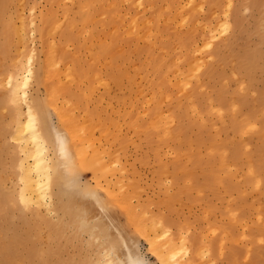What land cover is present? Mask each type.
Returning <instances> with one entry per match:
<instances>
[{"label": "bare ground", "instance_id": "bare-ground-1", "mask_svg": "<svg viewBox=\"0 0 264 264\" xmlns=\"http://www.w3.org/2000/svg\"><path fill=\"white\" fill-rule=\"evenodd\" d=\"M21 1L0 0V86L5 88L0 113L8 108L13 121L0 118V126L10 129L14 142L8 166L13 184L0 175L3 263L9 261L5 238L21 242L19 223L30 229L31 215L38 216L45 204L50 212L61 211L75 231L89 232L104 253L103 264H148L136 250L138 235L148 240L159 264H252L251 257L254 264H264V87H254L256 72L264 71V0L236 3L255 13L259 36L257 45L241 50L233 47L232 35H222L237 10L235 0H45L48 6L35 26L43 58L34 70L35 52L26 63L22 55L27 25ZM31 79L47 92L44 99L30 101ZM113 86L135 93L146 105L142 116L137 107L130 110L127 121L153 144L155 155L168 150L171 155L157 168L165 191L158 214L131 204L123 177L116 181V193L100 191L108 171L120 172L114 165L126 153L128 139L119 134L117 113L115 120L90 111L82 122L72 115L70 133L51 125L46 102L87 98L96 88L110 92ZM94 127L112 131L117 147L107 153L111 162L103 161L89 141ZM76 166L93 170L94 188H79ZM54 186L57 202L47 196ZM251 190L259 191L254 199L248 198ZM184 197L204 202L202 216L212 218L207 239L192 233L194 221L182 217ZM49 224L51 235H62L63 220ZM29 253L36 264H44L45 253L35 244Z\"/></svg>", "mask_w": 264, "mask_h": 264}, {"label": "rangeland", "instance_id": "rangeland-1", "mask_svg": "<svg viewBox=\"0 0 264 264\" xmlns=\"http://www.w3.org/2000/svg\"><path fill=\"white\" fill-rule=\"evenodd\" d=\"M238 1L239 0H235V2H234L235 6L237 7V10H235L233 12V16H231V17L228 16V18H230L229 19L230 25H227V29L222 32V35H223V37H228V36L232 35L234 42H235V45H233V47L235 49L241 50L244 48H251V47H254L255 45H257L259 43V36L256 34V31L254 30V21H255V17H256L255 13L251 12L249 9L248 10L245 9L243 6L237 5L236 3ZM25 2H27V0L21 1V4H22L21 12H22V15L26 21V25H27L26 30H25V32H27L26 33V41H29V42L26 43V41H25V45L22 48V50H23L22 55H23V60L26 63L27 57L29 56L30 52H35L36 57L34 56L33 60L31 61V64H30V66H32V69L34 70V66L36 65V67H35V69H36L38 64L41 62V60L43 58V53L41 50L42 46H41V42H40V38L38 36V33L35 32V26L39 22V19H40L41 15L44 13V11L46 10L48 4L46 3L45 0H28V2H27L28 4ZM239 7H240V9H239ZM22 8H23V10H22ZM25 13H26V15H25ZM263 13H264V10H263ZM31 14H33V15H31ZM34 14H35V17H34ZM253 14L255 15V17H253L254 16ZM31 16H33V17H31ZM30 20H32V22H29ZM30 24L32 25L33 28L30 26ZM237 25H239V26H237ZM33 30H34V32H33ZM31 34L33 36H31ZM29 37H30V39H28ZM31 41H33V44H31L32 43ZM39 52H41V53L39 54ZM3 74H5V72ZM256 75L258 77L256 79L257 81H255L254 87H255V89H259V88L261 89L264 87V77H263L264 71H257ZM33 79H31V81H30L31 84L29 82V85H28L29 89L27 88L28 92H29L28 95L30 97V101L37 100L40 97H42L41 99H44L47 96V92L43 89V87L41 85H39ZM33 82H34V84H33ZM39 86H41V87H39ZM114 88H115L114 86L112 88H110L109 89L110 92L109 91L105 92V90H103L101 88H100L101 90L99 88H96V90L93 91L91 94H89V95L86 94L87 98H85L86 96H84V95H83V98H78L77 100H75V99L69 100V99H65L64 97H59V98L55 99L54 102H52V103L46 102L45 106L47 107L46 110L48 112L49 118H51L50 119L51 125L60 126L62 129H64V131L67 130L70 133V123H71L70 116H72V115H74L78 118H82V120L80 121V122H82L86 118L87 112L89 113L90 111H91L90 113H96L97 111H101L102 114L103 113H108L109 115L111 114V115H113L112 117L115 120H116V117H114V116L117 113L116 116L117 117L120 116L121 126H122V127L121 126L119 127V129H120L119 134L128 139L127 145H124V146H126V153L124 155H121L119 160L116 162V165H114V166L118 167L117 169L120 170V172L118 173V171L112 170V172L114 171L115 173H112V172L108 173L109 172L108 171L107 175H106L107 179H106V177H105V179L109 183H107L105 181V179H104V181L102 179L101 181L104 184L101 183L103 186V187L102 186L101 187L103 189L100 187L101 188L100 191H101V193L106 194V192L108 190H110V188H111L112 191L110 190V192L116 193V191L120 190L119 183L117 182L118 185H116V181H117V179H119V181H122V179H123L127 185L125 187V191L129 195L128 200L131 202V204L134 206H137V207H139V206L145 207L150 212L153 211L152 213L158 214L159 212H162L164 210V207L159 203V200H161V198L165 195V191L161 187V185L158 181L159 180V177H158L159 173H157V168L159 166V161L162 160L164 163L169 162V160L171 159V155L169 153V150L167 151L168 153L167 152L166 153L160 152L159 155H155V153L153 152L154 151L153 144L148 143L144 139L143 132L141 133V130L138 131L139 128L135 124L128 123V121H127V113L130 110H131V112H134V108L137 107L136 108L137 112L142 116L144 111H145L146 105L143 104L142 101L136 100L133 97V96H135V93L130 92V91L127 92V90H122L121 92H118ZM97 89H98V91H97ZM4 92H5L4 86H0V99L5 97ZM40 92H42V93H40ZM74 92L76 95L78 93H80V91H73L72 93H74ZM119 95H121L123 97L126 96L127 99H125V101H123V100L119 101V100H117V97H116ZM254 96L255 95H253L252 97H254ZM83 99H84V101H83ZM130 100H132L131 103H130ZM24 104L25 103H23V106H22V104H20V107H19L20 111L22 112V116H23L22 118L23 119H24V117H26V114H23V113H25V111L23 112V110L26 109V107H27V105L26 104L24 105ZM78 107H79V110H78ZM124 109H125V112H124ZM56 110L59 112V114H58V112H56ZM6 111H3L2 113H0V118L3 119L4 121H6L7 124H9L13 121L10 117V113L8 112L9 111L8 108L6 109ZM124 113H126V114L124 115ZM262 113H264V110ZM119 114H121V115H119ZM58 117L64 119L61 121V124L59 123L60 120ZM105 125H107V127L109 129H112V126H110V124L103 123L102 127ZM102 127L101 128H99V127L93 128L94 133L92 131V135H91V137L93 139L90 137L91 139L89 141H91V143L93 141V143H92L93 146H94V144H96V146H98V147H96V146H94V147L97 148V151L100 154V157L101 156L103 157V159H102L103 161L106 158L107 160L105 162H108V160L110 161V158L107 156V153L112 152V150L114 148H116L117 146H116L115 142L113 143L112 131L111 130H107V131L101 130ZM0 128H1V126H0ZM67 131H66V133H67ZM127 131H128V133H127ZM0 133H2V134H0V140H1L0 141V143H1L0 144V161L6 166L5 168H3L0 165V171H1L0 175L2 176V179L4 181L6 180L5 182H7L8 185H11L14 182V175L10 171L8 166L11 162V152L10 151H12V147H13L14 142L12 141L13 138L11 137L10 129H8V128L2 129L1 128ZM218 136H219V133H218ZM6 138H7V140H6ZM5 140L7 141V143ZM100 143H101V145H100ZM2 144H4V145H2ZM10 148H11V150H10ZM146 149H148V150H146ZM48 153L52 155L51 149L48 150ZM120 167L121 168L123 167V169H120ZM2 172H4V173H2ZM74 177L77 180V183L80 184L79 188L82 191L94 188L96 186V180H95V177L93 175L92 169H89L87 167L76 166L74 169ZM197 178L199 180H201L199 173H197ZM113 186H115V187H113ZM116 186H118L119 189ZM154 186H155V188H154ZM116 188H117V190H116ZM113 190H116V191L114 192ZM206 192H207V195L210 196L209 191H206ZM258 192H259L258 190L247 191L248 198L254 199L255 195ZM192 194L194 195V197H196L195 196L196 191H193ZM47 196L51 199L53 198L52 200L54 202H57L59 200L57 197V187L56 186L52 187L51 193L47 194ZM60 199H64V197H62ZM193 200L191 201L189 198L187 199L186 197L183 198V201H182V206H183L182 207V217L186 218V216H187V218L191 220L190 222L194 221L193 223H191V229L190 230L192 233H196V234L201 235L207 239L208 238L207 236L209 234H211L209 230H210V226H212V224H211L212 218L208 220L207 218H209V217H203L202 216L203 211H204V202L202 200H200L199 198H196ZM44 205L45 204H43L41 206V208L39 209V215L38 216L31 215V218L35 219V220L33 222L34 225L32 224V227L30 229H29V226L27 225L28 223H26V222H20L19 223L18 232L20 234H18V237L21 238V242L19 240L11 242L10 241V239L12 240L11 235H9L8 237L5 238L3 248L9 249V255H8L9 261L3 263V260L1 259V256H0V259H1L0 262L2 261L1 264H6V263L7 264H36L38 262V260H36L37 257L32 256L29 253V248L31 247L32 243L35 244L37 248H40V250L44 251V253H45L44 254V258H45L44 264H103L104 253L102 252L100 247L95 242H92L90 240L89 232L84 231L82 229H78L77 231H75L73 224L68 225L66 223L65 216L63 215V213L61 211H59L57 209L56 212H50L46 209V207ZM191 205L192 206L194 205L195 207L194 206L192 207ZM43 206H44V208H42ZM156 209L158 211H156ZM190 209L195 213H193ZM186 213H188V215ZM48 217H50V219ZM55 220L56 221H62L63 220V222H65V224H66V225L64 224V229L62 231V235L58 236V237L50 234L51 226H50L49 222H53ZM208 221H210V222H208ZM36 222L37 223L39 222V223L37 224ZM44 222H46V224H47V225L45 224L46 226L44 225ZM34 226H35V228H34ZM20 228H22V229H20ZM67 229H68V231H67ZM34 234H37V237L34 241H32L33 239H30V241L27 240L28 235H34ZM70 234L73 236H71ZM69 237H71V238H69ZM135 238H136L135 239V247H136L138 254L141 257L143 256V258L145 259V261L148 264H159L157 256L155 255V253L150 248L148 240L143 235H138ZM5 241H7V242H5ZM36 242L38 243V245ZM10 256H13V257H10ZM252 258L253 257H251L249 260L252 264H254V258L253 259Z\"/></svg>", "mask_w": 264, "mask_h": 264}]
</instances>
